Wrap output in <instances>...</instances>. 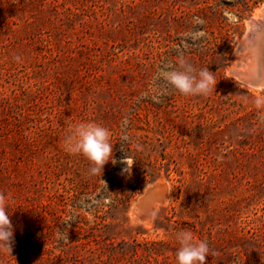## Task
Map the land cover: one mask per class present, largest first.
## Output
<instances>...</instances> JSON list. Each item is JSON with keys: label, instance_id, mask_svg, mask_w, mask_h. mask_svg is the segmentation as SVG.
Wrapping results in <instances>:
<instances>
[{"label": "rangeland", "instance_id": "1", "mask_svg": "<svg viewBox=\"0 0 264 264\" xmlns=\"http://www.w3.org/2000/svg\"><path fill=\"white\" fill-rule=\"evenodd\" d=\"M263 10L264 0H0V192L13 226L0 264H177L181 229L208 244L206 264H264L253 103L264 87L232 75ZM181 55L214 74L211 92L141 99ZM80 122L112 133L102 174L63 148ZM154 186L162 199L140 212Z\"/></svg>", "mask_w": 264, "mask_h": 264}, {"label": "clouds", "instance_id": "2", "mask_svg": "<svg viewBox=\"0 0 264 264\" xmlns=\"http://www.w3.org/2000/svg\"><path fill=\"white\" fill-rule=\"evenodd\" d=\"M214 74L208 68L197 71L181 55L173 65L161 67L152 78L150 88L141 94V99L150 98L159 102L160 97L166 95L171 87L186 97L206 96L215 85ZM253 103L258 110L259 118L264 120V96L256 97ZM128 120L122 121V126L127 127ZM111 131L96 122H80L67 127L63 148L70 155H81L89 161L90 175L102 174L104 165L112 159L113 144L110 142ZM124 134L121 141H128ZM127 158L123 161L126 164ZM115 163V161H113ZM127 165V164H126ZM127 171V168L123 169ZM7 198L0 192V247L11 250L13 241V226L6 210ZM175 239L179 244L176 252L177 264H206V258L210 254L208 244L202 240H196L190 229H181L175 233Z\"/></svg>", "mask_w": 264, "mask_h": 264}, {"label": "water", "instance_id": "3", "mask_svg": "<svg viewBox=\"0 0 264 264\" xmlns=\"http://www.w3.org/2000/svg\"><path fill=\"white\" fill-rule=\"evenodd\" d=\"M238 53L242 55L245 61L238 66L237 70L232 72V75L248 86L264 87V26L244 38L238 48ZM160 191H162L161 186L150 188L140 200V205L148 200L154 204L160 201L162 197L157 195Z\"/></svg>", "mask_w": 264, "mask_h": 264}, {"label": "bare ground", "instance_id": "4", "mask_svg": "<svg viewBox=\"0 0 264 264\" xmlns=\"http://www.w3.org/2000/svg\"><path fill=\"white\" fill-rule=\"evenodd\" d=\"M241 59L239 57L236 58V63L240 62ZM234 64V63H233ZM261 87H258V89ZM159 197H162V191L158 192L157 194ZM154 205L151 200L144 202L139 209L140 212H148V210Z\"/></svg>", "mask_w": 264, "mask_h": 264}]
</instances>
